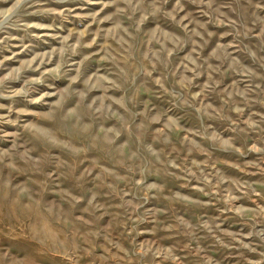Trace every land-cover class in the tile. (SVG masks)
<instances>
[{"label": "rangeland", "instance_id": "1", "mask_svg": "<svg viewBox=\"0 0 264 264\" xmlns=\"http://www.w3.org/2000/svg\"><path fill=\"white\" fill-rule=\"evenodd\" d=\"M0 264H264V0H0Z\"/></svg>", "mask_w": 264, "mask_h": 264}, {"label": "bare ground", "instance_id": "2", "mask_svg": "<svg viewBox=\"0 0 264 264\" xmlns=\"http://www.w3.org/2000/svg\"><path fill=\"white\" fill-rule=\"evenodd\" d=\"M15 216V221L17 225L24 230L29 239L32 241H40L44 242L45 248H49L50 246V232L51 226L50 223L47 222V217L43 215V223L39 225V223H31L30 221H37V216L35 214L26 213L25 211H21L20 213H13Z\"/></svg>", "mask_w": 264, "mask_h": 264}]
</instances>
